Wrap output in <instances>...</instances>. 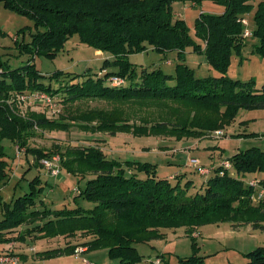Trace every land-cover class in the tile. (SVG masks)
Masks as SVG:
<instances>
[{
	"label": "trees",
	"instance_id": "trees-1",
	"mask_svg": "<svg viewBox=\"0 0 264 264\" xmlns=\"http://www.w3.org/2000/svg\"><path fill=\"white\" fill-rule=\"evenodd\" d=\"M174 1L0 0V6L30 16L37 28L32 40L20 47L22 53L32 57L27 64L11 68L0 60V181L8 177L2 140L8 138L22 145L29 135L27 130L57 123L46 117L21 120L13 115L7 101L16 93L39 90L51 95L61 94L65 103L85 98L175 101L213 112L206 132L230 124L239 108H264V83L258 88L254 80L242 81L226 74L233 53L240 54L248 36L258 39L256 52L264 56V0H214L224 4L226 10L221 14L202 13L194 25L196 37L204 44L195 40L185 20L175 16ZM252 9L256 10V28L253 33L249 30L251 34L246 36L245 15ZM73 35H78L82 43L110 54L102 67L106 71L95 75L55 72L50 77L58 81V86L46 84L44 75L34 63L35 56H54L63 41ZM149 46L161 53L177 51L182 61L174 74H167L161 68L139 69L129 60L130 54ZM189 47L206 52L209 65L220 75L196 77L184 61ZM113 75L123 77L124 82L113 85L109 80ZM95 114L93 117L100 116L98 130L128 131L133 126L126 122L120 124L121 120L102 111ZM164 124L149 128L135 125L133 128L140 129L136 134H147L166 130ZM195 127L183 123L173 129L192 136L200 132ZM43 157L52 155L43 149L37 150L35 158ZM62 158L63 167L68 171L90 173L80 195L94 202V207L36 208L39 203L44 206V199H39L43 187L12 197L2 205L0 244L12 241L14 238L9 234L20 225L41 220L34 227L41 238L80 234L89 239L80 242L88 250L108 248L109 256L118 259L119 264H138L144 255L135 243L158 238L159 227H190L228 219L237 225L253 223L264 228L261 224L264 222V197L254 202L252 196L257 190L229 172L234 168L243 176L254 175L252 178H258L264 187V150L260 148L241 150L223 160L213 168L215 175L195 194L187 191L191 180L182 185L180 180L172 181L178 174L171 178L159 176L157 163L110 158L98 146L69 145ZM224 161H229L231 168H224ZM259 173L263 177L259 178ZM35 181L40 183V177L32 181L33 187H36ZM19 236L25 238V235ZM76 246L43 251L40 256L73 253ZM246 255L249 260L243 264H264V247ZM148 261L147 264H158L154 259ZM177 264L205 263L202 258L182 257Z\"/></svg>",
	"mask_w": 264,
	"mask_h": 264
},
{
	"label": "rangeland",
	"instance_id": "rangeland-1",
	"mask_svg": "<svg viewBox=\"0 0 264 264\" xmlns=\"http://www.w3.org/2000/svg\"><path fill=\"white\" fill-rule=\"evenodd\" d=\"M172 6L175 16L185 20L192 36L201 44L204 43L195 35L196 20L202 13L221 14L226 10L224 4L214 0H176ZM255 12L256 10L252 9L245 15L247 23H244V28L252 33L256 28ZM36 32L35 22L30 16L1 5L0 60L8 63L11 68L27 64L32 57L22 53L20 47L21 44L30 42ZM258 43V39L253 35L245 38V47L240 54L233 53L231 57L227 76L242 81L254 80L258 88L263 85L264 56L256 52L255 46ZM108 56L110 54L96 52L95 48L82 43L78 35H73L63 41L54 56L36 55L34 63L44 75L43 81L57 87L58 81L52 80L51 74L57 72L62 75L74 73L84 75L90 72L95 75L99 71L104 73L106 69L102 70V67ZM129 60L139 69L161 68L167 74H174L177 64L182 61L177 51L161 53L150 46L146 50L130 54ZM184 61L196 77L220 75L209 65L204 51H196L189 47L184 53ZM44 93L46 92L39 90L16 93L7 101L12 114L21 120L46 117L57 123L43 127L35 126L32 130H27L29 135L23 140L22 145L8 138L2 140L7 154L8 177L0 181V220L3 217L4 201H10L12 197L32 190L38 191L39 187H43L39 199H44L45 203L44 206L37 204L36 208L94 207V202L80 195V190L85 187L91 176L90 173L84 172L81 168L84 173L79 171L73 173L63 167L62 153L69 145L98 146L110 158L122 161L157 163L159 176L178 174L172 181L180 180L182 185L191 180L187 190L189 194L201 191L208 178L215 175L213 168L236 152L252 147L264 150V108H239L230 124L206 132L208 122L213 119L214 113L189 104L175 101H115L101 98H85L65 103L61 94L46 93L54 96L58 106L55 111L42 101L41 95ZM98 111L121 120L118 121L120 124L126 122L133 126L128 131H121L119 128H116L115 132L98 130L100 116L92 115ZM159 123H165L166 130L136 134L140 129L133 128L135 125H147L149 128ZM183 123L192 124L194 127L198 125L195 128L200 132L189 136L186 133L181 134L178 128L173 129ZM218 131L223 133L219 135ZM39 149L48 151L52 156H59L61 172L58 175L51 174L43 166V160L52 159L51 157L39 160L35 158ZM193 158H197L199 164H194ZM200 165L211 169L212 172L208 175L199 173ZM229 172L247 183L254 177L238 174L234 168ZM37 176L41 182L35 181L36 187H33L32 181ZM257 176L261 178L263 174L259 173ZM38 222L41 223V220H32L13 230L9 235L14 239L0 244L3 255L19 257L5 249L8 244L20 242L22 245L18 247L32 246L36 251L30 252L26 257H19L18 264H84L82 258L74 254V251L63 254V257L57 254L41 257L40 253L43 251L64 248L67 244L73 248L74 244L81 245L80 242L88 238L80 234L41 238V234L34 231ZM261 224L264 225V222ZM157 231L158 238L135 243L139 252L144 255L143 261L138 264H147L150 259H154L158 264H177L182 257L202 258L205 264L227 262L243 264L249 260L247 253L264 247L263 227L254 226L253 223L237 225L228 219L204 222L190 227L186 225L159 227ZM20 234L25 235V238L19 236ZM88 252L86 256L93 259L95 264H119L118 259L109 256L108 248L89 249ZM0 264L11 263L2 261Z\"/></svg>",
	"mask_w": 264,
	"mask_h": 264
},
{
	"label": "built area",
	"instance_id": "built-area-1",
	"mask_svg": "<svg viewBox=\"0 0 264 264\" xmlns=\"http://www.w3.org/2000/svg\"><path fill=\"white\" fill-rule=\"evenodd\" d=\"M244 23H247V20L244 21ZM250 31L247 29L245 31V35L248 36L250 35ZM110 82H112L113 85H119L121 83L124 82V78L121 76H117V75H113L110 77ZM42 101L45 102L46 104L49 105V107H51L52 109H54L55 111L58 109L57 103L54 100V96L48 95L46 93H44L43 95H41ZM219 135L222 134V131H218L217 132ZM50 158H45L43 160V166L45 167V169L50 172L53 175H58L61 172L60 169V158L58 155L56 156H52ZM192 162L194 164H199V160L197 158H193ZM223 167L226 169L231 168V163L229 161H224L223 162ZM198 171L201 174H206L208 175L211 172V169L200 165L198 167ZM221 173H223V171H221ZM248 184L250 186H253L257 191L256 193L253 194L252 196V200L254 202H258L261 198L264 197V187H261L260 184V180L258 178H252ZM88 252V247L85 245H77L74 249V254H76L77 256L81 257L83 260L84 264H95L93 261H91L87 256L86 253ZM2 261H6L8 263L11 264H18L19 263V257H9L8 255H3L2 251H1V247H0V262Z\"/></svg>",
	"mask_w": 264,
	"mask_h": 264
},
{
	"label": "crops",
	"instance_id": "crops-1",
	"mask_svg": "<svg viewBox=\"0 0 264 264\" xmlns=\"http://www.w3.org/2000/svg\"><path fill=\"white\" fill-rule=\"evenodd\" d=\"M101 50H96V52H100ZM101 52H103V51H101ZM103 53H106V52H103ZM171 176H173V175H170V176H168L169 178H171ZM61 179V178H60ZM20 245H22V243L20 244V242L18 243V242H15V244H13V243H11V244H8V245H6V249H5V251H7V250H9V252L10 253H12V254H14V255H18L19 257H26V256H28V254L30 253V252H34V251H36L35 250V248H32V246H30V247H18V246H20ZM75 245V244H74ZM73 245V246H74ZM66 246H68V244L66 245ZM65 246V247H66ZM63 248V247H62ZM91 252V251H90ZM90 252H88V253H90ZM62 257H63V255H61ZM90 259V258H89ZM91 261H93V259H90ZM94 262V261H93Z\"/></svg>",
	"mask_w": 264,
	"mask_h": 264
}]
</instances>
